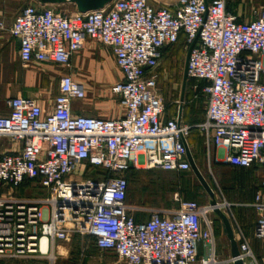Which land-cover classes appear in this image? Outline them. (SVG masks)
Masks as SVG:
<instances>
[{
	"label": "built area",
	"instance_id": "obj_1",
	"mask_svg": "<svg viewBox=\"0 0 264 264\" xmlns=\"http://www.w3.org/2000/svg\"><path fill=\"white\" fill-rule=\"evenodd\" d=\"M9 33L19 41L23 65L69 68L86 38L111 49L122 79L109 93L121 100L124 114L74 115L72 104L85 100L87 90L69 73L59 77L52 111L45 116L33 99L9 100V114L0 117V139L21 147L0 155V257L47 255L56 242L78 236L117 253L126 264H234L236 259L264 264L239 228V256L216 258L213 210L229 219L231 205L224 200L216 206L181 203L177 211H153L138 222L135 215L146 210L127 203L126 177L140 166L191 171L183 140L192 127L166 117L157 90L164 51L180 38L187 49L195 41L187 76L203 83L204 121L193 128L224 152L217 162L239 169L258 164L264 175V6L239 22L226 0H170L160 9L148 0H113L100 10L69 16L28 5ZM25 182L47 196L19 198L16 191ZM243 206L256 213L253 237L264 243V184Z\"/></svg>",
	"mask_w": 264,
	"mask_h": 264
},
{
	"label": "rangeland",
	"instance_id": "obj_2",
	"mask_svg": "<svg viewBox=\"0 0 264 264\" xmlns=\"http://www.w3.org/2000/svg\"><path fill=\"white\" fill-rule=\"evenodd\" d=\"M230 11L239 13L250 19L253 12L264 6V0H227ZM56 12L59 10L56 9ZM187 48L182 41L169 48L163 55L158 68L159 78L157 90L162 102L168 111H176L180 105V93L182 77L185 65ZM111 72L108 71V76ZM83 75L82 72H80ZM202 85L200 81L188 79L184 103L183 117L186 124L192 127L187 139L196 145V165L214 192L216 200L228 204L237 198L236 192H230L227 184L229 179L242 180L245 175L231 170L219 172L217 162L212 158L211 145L205 133L197 131L194 126L200 124L204 117L205 103L199 93ZM121 100L110 95L109 90L90 88L87 90L89 99ZM117 98V99H116ZM79 102V101H78ZM219 156L222 152L217 153ZM229 171V172H228ZM77 178V174L73 176ZM129 192L127 203L133 207L146 210L142 219L149 218L151 212L177 211L181 203L195 202L203 205L207 202L208 196L205 194L195 178L192 171L185 174L173 172H162L158 170H146L142 166L129 174ZM256 175L248 179L249 184H255ZM19 198L36 200L47 196L45 190H40L35 184L28 183L22 190H17ZM229 214V211H228ZM230 216V215H229ZM216 232V258L223 261L229 253V243L222 233L221 222L215 217ZM251 249L256 259L264 260V243L249 239ZM203 255L200 250L199 259ZM249 264V261H246ZM0 264H126L113 251H103L95 247L91 239H80L78 236L72 237L67 242H56L53 251L47 255L24 256L18 258L0 257Z\"/></svg>",
	"mask_w": 264,
	"mask_h": 264
},
{
	"label": "crops",
	"instance_id": "obj_3",
	"mask_svg": "<svg viewBox=\"0 0 264 264\" xmlns=\"http://www.w3.org/2000/svg\"><path fill=\"white\" fill-rule=\"evenodd\" d=\"M148 2L156 9L167 8L170 4V0H148ZM226 3L228 5L227 0ZM28 5L40 6L38 0H0V24L2 23L4 25V28L0 29V117L9 114L8 102L16 97L35 100L40 106L42 114L44 116L49 114L52 111L53 100L58 93L59 77L63 74H71L74 80L83 85L86 90L92 87L95 89L103 88L110 90L114 84L121 81L122 75L116 66L111 49L89 38L85 39L82 49L71 57V65L69 68L59 67L50 63L23 65L18 57L19 41L10 35L9 27L20 11ZM45 8L57 9L61 14L67 16L77 12L76 7L72 4H66L60 7L45 6ZM229 12L238 15L239 22L246 20L245 15L241 16L234 11ZM108 71L111 72L109 76ZM178 111L179 108L176 111L166 110V117L177 118ZM72 113L74 115L117 119L123 116L124 106L121 102L117 103L115 100H98L94 98L73 103ZM182 121L184 123L187 121L183 117V110ZM203 121L204 117L202 119ZM186 142L196 163L197 152L194 151L196 145L190 139H187ZM20 147L21 143L0 139V155L7 152L19 151ZM211 149L212 158L215 162H217L216 159L223 157V151L216 150L213 146H211ZM219 151L222 152L221 156L217 154ZM217 168L221 173L227 169L231 170V172H238L245 175L246 178L242 180L229 179L227 181L226 185L230 187L228 190L230 192L235 191L238 195L236 199L231 200L229 203L231 205V216H229L228 220L236 242L240 239L237 228L240 229L248 241L249 239H254L253 229L257 216L253 209L244 207L243 205L251 203L255 192L263 187L264 175L262 168L256 164L249 169H239L229 167L221 162H217ZM253 175H256L257 180L255 184H249L248 179ZM27 184L28 182L23 183L18 190H22ZM38 188L42 191L40 187ZM135 217L138 222L144 221L141 214H136ZM223 235L225 236L224 233ZM226 240L228 241L227 238ZM45 248V243L43 242L42 250L44 251Z\"/></svg>",
	"mask_w": 264,
	"mask_h": 264
},
{
	"label": "water",
	"instance_id": "obj_4",
	"mask_svg": "<svg viewBox=\"0 0 264 264\" xmlns=\"http://www.w3.org/2000/svg\"><path fill=\"white\" fill-rule=\"evenodd\" d=\"M113 0H38V3L41 6H52V7H60L66 4H72L76 7V10L78 13H86L91 11H97L102 8H104L107 4H109ZM195 44V41L190 45V47L187 49V54L185 58V65H184V71H183V77H182V85H181V93H180V105H179V111L177 116V122L178 124L182 121V110H183V103H184V96H185V90L187 85V65H188V58L191 49L193 48ZM185 149H186V157L190 164L191 171L194 174L195 178L201 185V187L204 189L208 196V202L210 206H216V198L214 195V192L200 173L198 167L196 166V163L193 159V156L188 148L187 142L183 140ZM216 217L220 220L223 233L225 234L226 238L229 241V253L231 258H237L239 256L238 246L237 242L234 239V234L230 225V222L226 215L222 213L218 208H214L213 210ZM234 264H243V262L240 259H236L234 261Z\"/></svg>",
	"mask_w": 264,
	"mask_h": 264
},
{
	"label": "trees",
	"instance_id": "obj_5",
	"mask_svg": "<svg viewBox=\"0 0 264 264\" xmlns=\"http://www.w3.org/2000/svg\"><path fill=\"white\" fill-rule=\"evenodd\" d=\"M227 11L229 12L230 10H229V7H228V5H227ZM180 41H182V38H180V40H179V42ZM178 42V43H179ZM168 50V49H167ZM201 85H203V83L201 82ZM166 110H167V107H166ZM135 170L134 169H132V170H130V171H128L127 172V174H126V177H127V181H129L128 179H129V174H131L132 172H134ZM179 174H185V173H179ZM128 192H129V182H128ZM128 192H127V199H128ZM139 214V213H138ZM137 214V215H138ZM94 244V243H93Z\"/></svg>",
	"mask_w": 264,
	"mask_h": 264
},
{
	"label": "bare ground",
	"instance_id": "obj_6",
	"mask_svg": "<svg viewBox=\"0 0 264 264\" xmlns=\"http://www.w3.org/2000/svg\"><path fill=\"white\" fill-rule=\"evenodd\" d=\"M43 242L45 243V247H46L44 251L42 250V244H43ZM40 250H41L43 253L46 252V250H47V243H46L45 240H42V241H41Z\"/></svg>",
	"mask_w": 264,
	"mask_h": 264
},
{
	"label": "flooded vegetation",
	"instance_id": "obj_7",
	"mask_svg": "<svg viewBox=\"0 0 264 264\" xmlns=\"http://www.w3.org/2000/svg\"><path fill=\"white\" fill-rule=\"evenodd\" d=\"M201 186V185H200ZM202 188V187H201ZM203 192L206 194V192L204 191V189L202 188Z\"/></svg>",
	"mask_w": 264,
	"mask_h": 264
}]
</instances>
